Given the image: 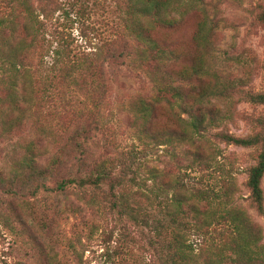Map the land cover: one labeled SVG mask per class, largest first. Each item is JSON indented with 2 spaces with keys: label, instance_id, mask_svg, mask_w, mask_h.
I'll return each mask as SVG.
<instances>
[{
  "label": "rangeland",
  "instance_id": "obj_1",
  "mask_svg": "<svg viewBox=\"0 0 264 264\" xmlns=\"http://www.w3.org/2000/svg\"><path fill=\"white\" fill-rule=\"evenodd\" d=\"M184 1L188 2L181 0ZM70 2L75 3V7L66 8L69 17L57 10L46 29L34 33L35 46L28 49L29 54L24 60L28 77L27 90L24 88L25 79L16 80L19 91L17 108L14 107L10 114L7 112L10 106L0 103V127L5 124L9 115L15 116L11 123L17 125L11 135L0 142V264H46L44 260L50 255H55L61 264H73L71 255L67 252L73 230L79 232L84 240V237L90 238L88 232L91 229L93 232L83 253V260L87 264L123 262L120 256L108 258L106 253L111 255L116 247L113 241L121 233L117 229L125 227V230L132 232V224L125 220L123 223L117 222L114 216L105 212V208L98 211L89 210L85 204V199L88 198L82 197L72 189L61 196L51 192L56 188L57 181L63 177H73L75 174L77 166L74 162L73 145L76 142L70 141L83 128L88 130V144L85 150L90 155L82 169L83 173H90L93 162H105L106 165L117 169L118 161L130 151L136 150L146 152L147 159L135 173L139 179H148V185L155 179L150 176L153 169L162 175L158 181L166 190L171 189L170 184L175 179H182L191 187L208 186L216 190H225L226 183L234 182L233 202L243 207L252 221L261 227L264 243V216L251 207L246 187V169L256 163L257 151L254 148L228 145L221 137L223 134H229L244 138L258 129L256 121L262 115L264 107L246 100L245 93H264V0H204V4H198L200 9L204 7L207 10L210 17L209 26L213 28L209 37L210 51L205 53V59L210 61L213 72L219 76L222 83L232 85V94L225 100H213L214 111L219 114L217 117H222L223 122L215 125L206 137L195 138L193 144L179 143L176 138H172L171 142L160 145L159 149H155L151 138L142 133L132 112L136 97H155V71L136 69L130 64L132 59L119 58L107 69L109 84L105 87L102 101L86 98L57 81L52 87L40 82L45 74L46 64L52 59L48 43L51 41V31L58 29L70 33L74 39L71 48L77 52L86 49V42L79 34L81 29H93L94 32L90 31V34L94 33V43L97 45L120 39V34L125 31L124 21L128 19L127 7L131 5L130 0ZM80 2H83L82 5ZM78 9H81L80 14ZM173 16L179 18V13L174 12ZM78 17L81 24L74 25V30H70L71 23L68 18L73 20ZM8 18L14 19V23L5 24ZM201 20L200 13H193L172 29L151 30L154 37L172 45L171 50L175 51L179 59L174 63L175 66L170 70L173 72L169 76L193 63V57L198 50L194 48L193 37ZM0 21L3 23L0 25V43L7 41L11 46H17L22 39V23H25L20 0H0ZM38 21H42V17ZM128 52L135 53V48L132 47ZM40 62L43 67H40ZM10 79L13 78H6L4 82L11 83ZM238 89L241 90L240 93ZM44 92L56 93V96L49 98ZM193 94H197V91ZM192 101L193 98H189L187 105H192ZM98 109L101 111V121L108 127L105 134L93 129V123L97 119V115L93 116V113H97ZM179 109L178 106H174L173 110L165 105L161 107L156 112L151 133L168 135L178 130V116L187 119V115ZM78 139L75 138L76 141ZM165 139L166 136L163 137L164 141ZM29 153L36 156L40 165L57 154L62 155L66 163L62 167V173L59 174L60 171L56 168L55 173L46 179V192L40 193L36 199L27 196L24 202L13 198V195L26 180L23 179L16 187H11L10 173L16 168L21 157ZM201 182L203 184H200ZM262 190L264 193V177ZM86 196L88 197V194ZM129 199L133 205L146 203L141 195L130 194ZM168 205L170 204L166 201L165 211L172 210V206ZM152 207L150 208L148 203L146 209L155 214L156 210ZM94 226H98V230ZM113 227H117L114 234L111 233ZM139 235L132 234L136 238ZM143 237L145 238L146 234H143ZM142 246L137 244L133 247L134 258L138 259L140 264H149L150 257L142 251ZM126 261L133 263L129 259Z\"/></svg>",
  "mask_w": 264,
  "mask_h": 264
},
{
  "label": "trees",
  "instance_id": "obj_2",
  "mask_svg": "<svg viewBox=\"0 0 264 264\" xmlns=\"http://www.w3.org/2000/svg\"><path fill=\"white\" fill-rule=\"evenodd\" d=\"M130 2L131 5L127 7L128 19L124 21L125 31L120 34V39L116 38L97 45L94 43V33L90 34V31L94 32V30L89 31L86 27L79 32L86 42V49L77 52L71 48L74 39L71 38L70 33L67 34L66 31L58 29L51 31L49 33L51 41L48 43H50L49 52L52 53V59L46 64L45 74L40 82L47 87H52L57 81L72 91L83 94L86 98L102 101L106 92L105 87L109 84L106 75L108 67L119 58L132 59L130 64L134 68L147 72L155 71L157 77L153 78V82L157 85L155 97L138 96L134 100L132 112L142 133L151 138L155 149H159V146L164 143L171 142L172 138H176L179 143L193 144L195 138L206 137L215 125L223 122L222 117H217L219 114L214 111L213 100L217 98L225 100L232 94V85L222 83L219 76L213 72L210 61L205 59V53L210 51L209 37L213 28L209 26L210 17L207 10L204 7L202 9L198 7L199 3L204 4V0H188V2L130 0ZM82 3L80 2L81 5ZM67 7L74 8L75 3L70 0H20L22 18L25 21L21 27L22 39L17 46H11L7 41L0 43V103L10 106L8 113L11 114L12 109L18 106L19 91L16 80L25 79V91L28 87L24 60L29 54L28 49L35 46L34 33L46 29L57 10L69 17ZM80 11L81 9H78L79 14ZM174 12L179 13V18L173 16ZM81 13L83 14L84 11ZM193 13H200L202 17L193 37L194 48L198 50L193 57V63L191 62V65L182 71H175L171 75L175 77H171L169 74L173 71L170 70L179 59L175 51L171 50L172 45L154 37L151 30L172 29L178 22ZM40 17L42 21H38ZM68 20L71 23L70 30H74V25L81 24L80 17L73 20L68 18ZM8 23L13 24L14 19L8 18L5 24ZM2 24L0 21V25ZM132 47L135 48L134 55L128 52ZM120 49L122 52L119 53ZM124 51L127 52L123 53ZM43 66L40 62V67ZM6 78H13L10 79L12 82L5 83ZM194 91H197V94H193ZM238 92L240 93L241 90L238 89ZM43 94L49 98L56 96V93L44 92ZM245 95L249 102L264 107V93H245ZM191 97L192 105L188 106L187 102ZM164 105L171 110L174 106H178L180 112L187 115V119L178 116L180 128L168 135L152 134L151 127L155 121L156 112ZM93 114V116L97 115L93 123L94 131L105 134L108 127L101 121V111L98 109L97 113ZM14 117L9 115L5 124L1 125L0 142L9 137L12 130L17 127L16 124L11 123ZM256 122L258 129L250 136L237 138L223 134L221 137L228 145L256 149V163L246 169V187L250 195L251 207L259 215L264 216L262 190L264 108ZM87 134L88 130L83 128L72 137L70 142H76L73 145L74 162L77 166L75 174L73 177H63L62 180L57 181L56 188L51 192L61 196L70 189L77 191L82 197L88 198L85 199V204L89 210L98 211L105 208V212L114 216L117 222L123 223L125 220L133 225L132 232L125 230V227L117 229L121 233L115 237L114 241L111 240L116 247L113 248L111 255L107 252L106 257L120 256L123 260V262L118 261L120 264H129L127 259L131 260L132 264H140L133 253V247L138 244L143 245L142 251L149 255V264H264L262 229L252 221L243 207L234 204V182L226 183L225 190H216L208 186L191 187L182 179H175L170 184L171 191H169L160 186L158 179L160 176L162 178V175L153 169L150 176L152 175L155 179H152V183L148 185V179H139L135 173L147 159L146 152L136 150L122 157L118 161L117 169L106 165L105 162H93L92 170L85 174L82 169L86 165L87 158H90L88 151L85 150L88 144ZM164 136L166 141L163 140ZM75 138H79L78 141ZM39 163L32 153L21 157L16 168L10 173V179H12L10 186L16 187L17 183L23 179L26 183L19 185L13 198L24 200V202L27 196L36 199L40 193L46 192V179L55 173L56 168L60 171L59 174L62 173V167L66 162L62 155L57 154L48 162L42 165ZM130 194L141 195L142 200L146 201L145 205L150 203V208L153 206L152 209L156 210V213L147 211L146 206L141 203L131 204ZM166 201L172 206V210L165 211ZM94 227L96 230L99 228ZM116 228L113 227L112 234ZM92 232V229L88 232L90 238ZM132 234L140 235L136 238ZM143 234H146L145 238ZM109 236L111 237V234ZM90 238L84 237L83 240L82 235L73 230L67 248L73 264H87L82 256ZM49 254L50 252L47 253L48 257ZM44 262L61 264L55 255L53 257L50 255Z\"/></svg>",
  "mask_w": 264,
  "mask_h": 264
}]
</instances>
